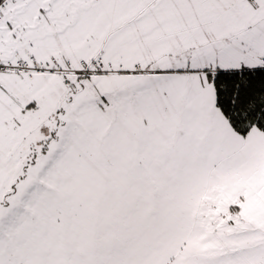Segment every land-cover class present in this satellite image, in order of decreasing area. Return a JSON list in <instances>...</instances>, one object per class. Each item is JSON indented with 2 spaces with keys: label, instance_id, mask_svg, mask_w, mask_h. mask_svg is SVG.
<instances>
[{
  "label": "snow or ice",
  "instance_id": "6c2138e0",
  "mask_svg": "<svg viewBox=\"0 0 264 264\" xmlns=\"http://www.w3.org/2000/svg\"><path fill=\"white\" fill-rule=\"evenodd\" d=\"M0 264H264V0H0Z\"/></svg>",
  "mask_w": 264,
  "mask_h": 264
}]
</instances>
